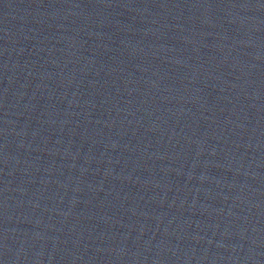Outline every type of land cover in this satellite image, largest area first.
Masks as SVG:
<instances>
[{"label": "water", "instance_id": "1", "mask_svg": "<svg viewBox=\"0 0 264 264\" xmlns=\"http://www.w3.org/2000/svg\"><path fill=\"white\" fill-rule=\"evenodd\" d=\"M0 264H264V0H0Z\"/></svg>", "mask_w": 264, "mask_h": 264}]
</instances>
